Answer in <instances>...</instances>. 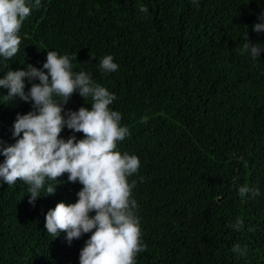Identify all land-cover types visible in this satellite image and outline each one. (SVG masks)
<instances>
[{
	"label": "trees",
	"instance_id": "obj_1",
	"mask_svg": "<svg viewBox=\"0 0 264 264\" xmlns=\"http://www.w3.org/2000/svg\"><path fill=\"white\" fill-rule=\"evenodd\" d=\"M26 3L20 50L11 60L0 57V78L28 65L42 69L47 51H56L115 95L109 107L130 133L117 150L140 161L129 177L147 245L136 264H264V50L256 60L243 50L246 33L264 49V31H253L264 23V0ZM106 55L117 71L101 70ZM33 83L25 79L26 93ZM7 93L0 88V141L11 145L16 117L32 102L7 100ZM91 103L77 92L64 109ZM73 135L83 138L67 127L60 134ZM57 179L55 193L47 195L55 185L46 180L34 205L29 185L0 180V264H79L91 233L69 243L66 233L53 237L45 228L47 211L75 203L82 188L67 174ZM244 185L260 195L241 197Z\"/></svg>",
	"mask_w": 264,
	"mask_h": 264
},
{
	"label": "clouds",
	"instance_id": "obj_2",
	"mask_svg": "<svg viewBox=\"0 0 264 264\" xmlns=\"http://www.w3.org/2000/svg\"><path fill=\"white\" fill-rule=\"evenodd\" d=\"M39 4L40 0H35V6ZM140 10L147 12L146 7ZM30 14L26 0H0V57L4 60H11L19 52L20 29ZM259 19L264 21V14ZM253 31H264V23L254 24ZM244 40L243 50L253 60L258 59L264 49L250 43L248 33ZM118 67L111 55L100 62L105 72H115ZM42 69L28 65L26 71L9 70L0 78V88L8 89L7 100L19 97L32 102V110L18 114L13 124L15 143L4 145L0 141V155L4 157L0 180L7 185L17 180L29 185L28 203L34 205L46 180L54 182L55 186L50 183L46 188L47 195H53L60 183L57 178L67 174L68 182H79L82 188L75 203L58 202L47 211V233L57 237L64 232L69 243L91 233L80 250L79 264H136L137 254L147 248L135 213L137 202L132 199L136 181L129 182V177L138 172L140 161L136 155L117 150V142L130 133L121 126V113L109 107L116 97L87 72H74L68 55L47 51ZM25 79L39 83L31 84L26 93ZM77 92L84 101L91 97V108L65 112L64 105ZM65 127L82 133L83 138H61ZM249 193L252 197L260 195L258 188H239L241 197ZM241 223L237 220V230ZM233 251L240 252V245Z\"/></svg>",
	"mask_w": 264,
	"mask_h": 264
}]
</instances>
